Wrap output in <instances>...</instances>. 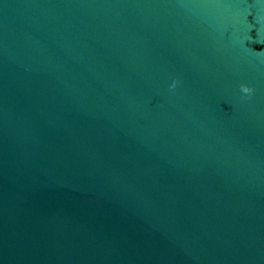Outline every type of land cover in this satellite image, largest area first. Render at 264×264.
<instances>
[{"label":"water","instance_id":"95a60500","mask_svg":"<svg viewBox=\"0 0 264 264\" xmlns=\"http://www.w3.org/2000/svg\"><path fill=\"white\" fill-rule=\"evenodd\" d=\"M0 264H264V0H0Z\"/></svg>","mask_w":264,"mask_h":264},{"label":"clouds","instance_id":"9594fccd","mask_svg":"<svg viewBox=\"0 0 264 264\" xmlns=\"http://www.w3.org/2000/svg\"><path fill=\"white\" fill-rule=\"evenodd\" d=\"M173 87H175V84L173 85ZM241 90L244 92V93H250L251 92V89L245 87V86H242Z\"/></svg>","mask_w":264,"mask_h":264}]
</instances>
